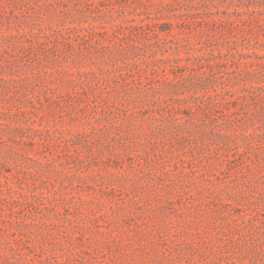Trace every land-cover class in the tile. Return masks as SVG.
Masks as SVG:
<instances>
[{
	"label": "rangeland",
	"instance_id": "obj_1",
	"mask_svg": "<svg viewBox=\"0 0 264 264\" xmlns=\"http://www.w3.org/2000/svg\"><path fill=\"white\" fill-rule=\"evenodd\" d=\"M0 264H264V0H0Z\"/></svg>",
	"mask_w": 264,
	"mask_h": 264
},
{
	"label": "trees",
	"instance_id": "obj_2",
	"mask_svg": "<svg viewBox=\"0 0 264 264\" xmlns=\"http://www.w3.org/2000/svg\"><path fill=\"white\" fill-rule=\"evenodd\" d=\"M227 64H228L227 61H224V62H223V65L226 66V69H225L224 71H220V72L223 73V74H222V77H224V75H228V78H230V74L233 73V71L230 70V69L227 67ZM124 75H125V74H123V76H124ZM214 80H215V78H211V77H209V76H205L204 78H202L201 82L198 83V84L201 85L202 87L208 89V87H210L211 85H213ZM212 82H213V83H212ZM225 90H226V89H225ZM214 91L217 92V93L220 92L216 87L214 88ZM177 114H178V113H177ZM176 119H179V117H176Z\"/></svg>",
	"mask_w": 264,
	"mask_h": 264
}]
</instances>
